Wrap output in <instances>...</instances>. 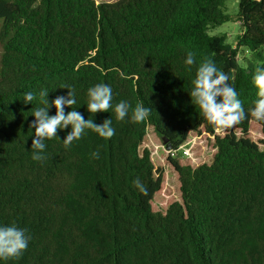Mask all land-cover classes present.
I'll list each match as a JSON object with an SVG mask.
<instances>
[{"label":"trees","instance_id":"trees-1","mask_svg":"<svg viewBox=\"0 0 264 264\" xmlns=\"http://www.w3.org/2000/svg\"><path fill=\"white\" fill-rule=\"evenodd\" d=\"M0 20V224L30 237L4 264H264V122L249 115L220 132L190 98L199 63L211 59L246 113L254 107L264 0H238L235 16L226 0H0ZM231 20L236 43L214 33ZM101 82L113 104L143 103L150 116L89 113L87 90ZM65 87L73 108L96 124L111 118L115 135L88 130L65 149L69 126L34 161L29 125L42 105L24 104L23 93L46 88L51 103Z\"/></svg>","mask_w":264,"mask_h":264},{"label":"clouds","instance_id":"clouds-1","mask_svg":"<svg viewBox=\"0 0 264 264\" xmlns=\"http://www.w3.org/2000/svg\"><path fill=\"white\" fill-rule=\"evenodd\" d=\"M197 63L194 53H187L184 61L186 71L191 72L192 66ZM229 75L219 69L211 59H204L196 69L195 78L192 80L190 92L191 103L198 106L203 118L213 125L217 131L224 132L232 129L242 121L253 118L257 122H264V67H257L253 77V84L257 88V99L254 107L246 113L236 89L229 83ZM69 89L68 87H65ZM49 91L45 88L39 93L27 91L23 93V103L32 104L38 101L42 106L37 107L31 114L35 119L29 127L35 129L32 139L31 155L34 161L46 159V141L58 138L57 131L69 128L70 131L63 139L65 149L70 148L74 141H80L88 130L105 141L115 135L112 119H105L102 124L94 123L92 119H85L84 115L73 108L76 105L75 91L69 89L67 95L57 96L51 103L48 100ZM87 111L115 113L117 121H125L132 111L131 120L135 123L145 121L151 114L152 108L145 107L143 103H136L134 108L127 100L113 104V89L106 83H98L87 90ZM55 108V114L50 115L49 109ZM71 111L66 113L65 109ZM78 108V107H77ZM99 158L98 152L91 154ZM133 184L140 193L147 196L148 189L139 178ZM30 237L26 229L16 224H0V264L22 256L29 246Z\"/></svg>","mask_w":264,"mask_h":264},{"label":"rangeland","instance_id":"rangeland-1","mask_svg":"<svg viewBox=\"0 0 264 264\" xmlns=\"http://www.w3.org/2000/svg\"><path fill=\"white\" fill-rule=\"evenodd\" d=\"M97 2H108V1H113V0H96ZM237 3L238 0H226V12L228 14L234 15L237 12ZM1 20H0V27H1ZM214 33H219V34H226L229 38L230 41H232L233 43H236L238 40V36L239 34H241V28H240V23L235 21V20H231L228 21L220 26L217 27V29L214 30ZM2 52H3V43L0 39V59L2 56ZM156 136V135H155ZM152 137L154 138V141L156 142V144L162 148L163 152H165L166 147L164 145L163 140L160 137H154V135H152Z\"/></svg>","mask_w":264,"mask_h":264},{"label":"water","instance_id":"water-1","mask_svg":"<svg viewBox=\"0 0 264 264\" xmlns=\"http://www.w3.org/2000/svg\"><path fill=\"white\" fill-rule=\"evenodd\" d=\"M164 143L167 144V148L168 149H171L172 145L171 143L169 142V138L164 136Z\"/></svg>","mask_w":264,"mask_h":264},{"label":"built area","instance_id":"built-area-1","mask_svg":"<svg viewBox=\"0 0 264 264\" xmlns=\"http://www.w3.org/2000/svg\"><path fill=\"white\" fill-rule=\"evenodd\" d=\"M187 154H188V151H187V150H185V151H184V155H187Z\"/></svg>","mask_w":264,"mask_h":264}]
</instances>
